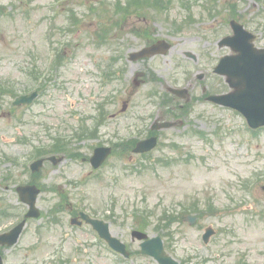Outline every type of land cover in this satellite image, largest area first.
Segmentation results:
<instances>
[{
  "label": "rangeland",
  "instance_id": "obj_1",
  "mask_svg": "<svg viewBox=\"0 0 264 264\" xmlns=\"http://www.w3.org/2000/svg\"><path fill=\"white\" fill-rule=\"evenodd\" d=\"M53 1L0 0V5L6 7L4 12L0 11V85L15 86L20 94L24 84L33 85L43 69H51L50 80L43 83L40 98L31 106H14L13 94H0V219H3L0 227L11 225L21 216L17 212L25 206L17 199L14 187L28 181L26 166L34 160L31 156L38 155L35 146L49 136L46 134L70 132L86 124L87 138L65 144L68 159L42 172L43 191L38 205L45 210V218L30 219L20 241L1 250L5 263L158 264L154 258L137 253L139 242L131 240V230L147 219L150 225L146 232L162 236L167 251L180 264H264V192L261 189L264 184V130L250 133L236 111L205 104L197 106L196 103L192 115L180 128L168 131L167 137H164L167 132L162 135V144L150 158L133 155L136 164L129 162V156H123L120 149L124 148L126 138L134 134H131L134 125L142 124L140 119L148 118V113L158 109L160 98L168 94L167 88L163 90L158 84L153 88L150 84L143 86L134 97L130 112L121 118L104 121V126L100 121H87L84 117L93 112L91 99L100 102L98 80L102 78L98 65L103 59L109 62L106 57H111L112 48L118 45L127 44L125 50L139 47L143 38L135 34L137 29L132 32L134 27L145 25L142 22L146 18L163 12L157 14L152 9L154 14L148 13L144 18L116 16L117 30L109 34V40L100 42L94 40L96 30L100 31L96 14L105 7L104 3L110 12L121 13L122 4L112 0H66L53 7ZM166 1L161 0L157 6ZM178 1L172 0L171 19L178 17L183 22L191 16L197 22H193L185 36L172 41L174 49L200 51L205 57L202 64L186 60L181 68L185 79L182 82L197 79L196 71L206 70L210 57H214V64L225 51L217 50V41L230 32L228 22L234 5L240 12L238 19L245 20L252 30L258 31L262 38L260 43H264V0H182V5ZM183 4L190 5L191 11ZM150 5L156 6L154 1ZM81 8L85 13L80 12ZM70 11L75 12L81 22L68 36L56 28L69 24L67 13ZM210 11L213 15L207 16ZM150 22L153 24L154 18ZM162 25L157 28L162 30ZM107 31V34L112 32ZM64 38L67 39L65 45L61 42ZM158 62L165 66L162 59ZM168 70L169 66H165L163 72ZM170 71L174 72L172 68ZM213 82L220 83L218 79ZM122 103L119 101V108ZM191 128L211 134L209 140L194 136L195 130ZM246 138L257 141L250 146L251 140ZM174 141L180 144L179 150L170 146ZM96 143L115 144L119 148L118 153L112 154L111 160L99 169L83 161L86 153L92 150L89 146ZM6 155L17 162L6 159ZM160 155H180L182 161L170 166L155 163L153 157ZM253 175L256 176L254 181L250 178ZM251 183L255 186L245 189ZM242 185L245 191L253 194H247ZM240 200H247L252 206L249 213L243 211ZM208 201L235 206L231 211L206 215L194 225L177 221L170 229L163 226L168 223L166 217L176 219L173 212L197 203L204 206ZM142 208L153 213L142 214L140 218L132 215ZM79 210L111 220L113 234L137 253L134 258L122 260L90 227L72 225L70 218ZM210 224L218 232L205 244L202 232ZM59 248L65 250L58 252Z\"/></svg>",
  "mask_w": 264,
  "mask_h": 264
},
{
  "label": "water",
  "instance_id": "obj_2",
  "mask_svg": "<svg viewBox=\"0 0 264 264\" xmlns=\"http://www.w3.org/2000/svg\"><path fill=\"white\" fill-rule=\"evenodd\" d=\"M228 42H231V39L228 40ZM232 46L234 44V41L231 43ZM255 56H261L264 57L263 54H257L256 52H254L252 49H249L246 53V55L244 56V58H240L239 60H237V63L234 64V63H230L228 65V70L226 68V73L229 75V77L231 78V76L233 75L235 78H238L239 77V73H241L242 71L243 72H248L250 71L251 73V81H250V86L254 88V84H255V73L259 70H262L263 67H264V63L261 62V61H253L252 58L255 57ZM232 75H231V73ZM264 80V79H263ZM231 82L233 83L232 79H231ZM239 89V92L238 93H235V95H239V94H247L249 95L248 93V89L245 88V87H240L238 88ZM250 94H253V89L250 90ZM21 100V99H20ZM222 102L224 103H229L230 100L229 99H225L223 100ZM93 223H95L96 221H91ZM150 243H153L155 246H148V244H143L144 246V252H148V253H152L154 254L158 259H160L161 261H164L165 257H164V254H163V250H162V245H161V242H158V240H152ZM116 246V245H114Z\"/></svg>",
  "mask_w": 264,
  "mask_h": 264
},
{
  "label": "flooded vegetation",
  "instance_id": "obj_3",
  "mask_svg": "<svg viewBox=\"0 0 264 264\" xmlns=\"http://www.w3.org/2000/svg\"><path fill=\"white\" fill-rule=\"evenodd\" d=\"M165 57V56H164ZM161 56H156L153 57L150 60L144 59L140 62H135V63H141V64H146V66L142 69H138L136 70L137 67L132 66V64L129 66V71L131 73L132 76H135L134 81L135 82H140V84L142 83H147V82H152L153 81V76H152V72H151V61L153 60H159L161 58H164ZM167 58L163 59V63L165 64V66H171L172 69L174 71H177L179 69V67L182 66V51H178V54H169L168 56H166ZM158 71H163V69L165 68V66L163 64L157 63ZM177 67V68H176ZM148 73V74H147ZM170 70L167 72L168 75H170ZM121 74V73H119ZM140 74V75H138ZM137 78V79H136ZM133 79V77H132ZM167 79V78H166ZM167 83H170V80H167Z\"/></svg>",
  "mask_w": 264,
  "mask_h": 264
}]
</instances>
